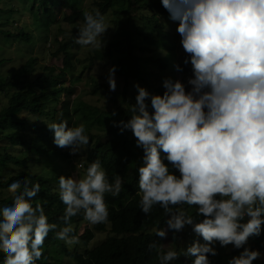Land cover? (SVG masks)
Here are the masks:
<instances>
[{
	"label": "clouds",
	"instance_id": "1",
	"mask_svg": "<svg viewBox=\"0 0 264 264\" xmlns=\"http://www.w3.org/2000/svg\"><path fill=\"white\" fill-rule=\"evenodd\" d=\"M160 2L178 22L176 31L188 57L183 63H190L192 75L189 90L180 80H164L162 96L134 85L137 95L129 106L130 119L113 123L121 134L130 130L143 152L137 169L138 206L145 216L159 207L168 217L165 226L155 230L160 239L172 232L175 241L186 226L202 237L204 243L194 241L183 250V255L194 257L192 264H211L209 255H218L217 243L243 249L227 264H253L264 258L245 247L264 226V0ZM83 18L74 42L102 50L109 28L105 16L93 8L85 10ZM115 71V66L108 71L110 91L116 89ZM68 125L62 120L46 126L57 147L78 155L89 146L90 137L83 123ZM161 153L166 155L162 158ZM85 162L81 157L79 166ZM122 188V177L116 174L110 180L99 160L88 163L82 178L61 175L58 196L65 208L58 228L49 222L43 203L32 202L40 185L13 181L7 188L12 202L0 208L3 264H36L50 232L69 246L80 244L71 219L82 213L81 225L108 223L105 197L119 196ZM184 205L195 206V215ZM166 246L149 245L158 264H173L181 255L164 251Z\"/></svg>",
	"mask_w": 264,
	"mask_h": 264
},
{
	"label": "trees",
	"instance_id": "2",
	"mask_svg": "<svg viewBox=\"0 0 264 264\" xmlns=\"http://www.w3.org/2000/svg\"><path fill=\"white\" fill-rule=\"evenodd\" d=\"M22 1L28 2L29 0H0V12L4 10L10 14L8 20L0 23V36L27 44L32 39L30 34L22 27L16 28L12 24L13 18L20 13L17 7ZM118 1L126 3L127 13L133 7L136 10L147 8L150 12V15L142 17V20L148 24V30L144 31L141 26L125 27L129 63L137 61L133 55L136 46L130 43L132 37L136 36L149 42H171L175 39V35L166 30V23L172 20L160 0H93L90 8L75 6V0H33V7L39 13V18L47 16L51 20L56 19L61 8H68L67 12L61 14V20L65 23L79 21L83 24L85 10L91 11L96 8L104 14L114 2ZM131 16L129 15L128 21ZM8 25L13 28L12 31L5 29ZM149 26H151L150 30ZM54 42H57V47L50 55L52 57H57L59 54L62 56L61 67L51 69L45 65L38 66L36 57L30 56L18 67L7 71L3 76L0 75V208L12 202V194L7 191L8 185L16 180L27 179L32 184L40 185V191L33 199V204L43 203L49 222L56 223L59 228L63 226L59 218L63 215L65 208L58 196V177L60 175H55L54 168L47 171L46 164L52 161L48 155L68 159L70 154L67 147L59 148L53 143V133L46 125L50 122L59 123L62 120H67L68 126H73L74 115L71 102L75 89L71 83L64 85L67 72L72 67L67 49L71 40L57 41L55 37ZM109 56L108 49L103 52L94 51L88 64H91L93 59L102 61L108 59ZM183 61H178L175 64L182 70L175 69V71L180 74L181 78L187 79L192 75L191 65L190 63L184 64ZM156 62L158 69L163 71L166 65L159 59ZM2 63L4 62L0 59V65ZM150 75L144 71L140 72L138 67L130 66L122 76L123 86L119 92L122 102L128 101L126 97L128 89L136 90L134 85L140 87L142 85L147 90H152L153 95L162 96L165 88L150 85L149 81L152 79ZM186 90L189 89L186 88ZM129 103L130 101L126 104L127 107L120 111V117L105 124V140L102 142L97 136L95 141L89 144L84 156L87 160L84 163L85 169L88 163L99 160L110 180L116 174L123 179V188L119 196L112 197L108 194L105 197L109 209V222L96 226L84 225L82 232L78 234V227L84 220L83 214L73 217L71 219L74 228L73 234L79 236L85 247L83 252L78 253L76 249L68 250L65 243L56 239L54 232H50L44 243L43 256L36 261V264H54L52 250L56 248H62L76 264H158L155 250L151 249L149 245L163 244V239L156 236L155 230L158 227H164V221L168 217L159 207H154L147 216L140 211L137 169L142 166L140 161L143 152L142 149L136 147L135 137L130 130L121 134L120 129L113 126L114 122H126L130 119ZM146 103L148 104L147 110L151 113L153 109L150 100H146ZM165 155L161 153L162 158ZM164 163L168 164L166 159ZM41 165L43 172L40 174L38 169ZM10 166H13V171H10ZM169 168L174 174L179 175L178 172L171 169L170 164ZM184 208H187L186 205L183 206ZM187 213L195 215V210L187 211ZM187 227L191 230L190 226ZM106 228L117 236L109 235L93 248L86 247L88 242L93 239L94 234L104 231ZM250 239L251 250H264V226H262V233L259 237ZM194 241L204 243L202 237L194 239L191 244ZM163 250L167 251L165 248ZM193 259L194 257L187 256L184 260L177 259L173 264H192ZM3 260L4 254L0 253V264H3Z\"/></svg>",
	"mask_w": 264,
	"mask_h": 264
},
{
	"label": "rangeland",
	"instance_id": "3",
	"mask_svg": "<svg viewBox=\"0 0 264 264\" xmlns=\"http://www.w3.org/2000/svg\"><path fill=\"white\" fill-rule=\"evenodd\" d=\"M92 4L93 0H75V6L79 5L90 8ZM17 9L20 13L13 18V27H22L24 31L30 34L32 39L26 44L0 36V59L4 62L0 65V75L3 76L7 71L18 67L30 56L36 57V65L38 66L45 65L51 69L61 67L62 56L60 54L57 57H52L50 55L57 47V42H54V38L56 37L57 41H66L70 39L71 44L67 49L72 67L67 72L64 85L71 83L75 89L71 102L74 115L73 126H78L81 123L85 125L86 134L90 137L89 144H92L97 136H99V140L103 142L106 138L104 135L105 124L113 122L117 117H120V111L127 107L126 104L128 101H130L128 107L135 104V98L133 99V97H136L137 90L128 89L126 96L128 101L124 102H122L119 93L123 86L122 76L128 71L130 66L138 67L140 72L144 71L150 73L152 77L149 81L150 85L163 86L164 80L171 79L173 81L180 80L185 84V87L189 89L187 85L188 78H181L174 67L178 61H183L187 57L180 45V36L176 31L178 22L176 21H168L166 23V30L175 35V39L171 42H149L136 36L132 37L130 43L136 46L133 55L137 58V61L131 64L127 57L126 47L128 42L125 40V27L131 28L134 26H141L144 31L148 30V24L146 21L142 20L143 16L150 15L147 8L136 10L133 7L132 10L127 13L126 3L124 1L114 2L103 14L105 16L106 25L109 28L103 35L106 46L102 50L80 46L74 42V38L79 28L82 26V23L79 21L65 23L61 20V14L67 12L68 8H61L55 20L48 19L47 16H40L39 18V13L33 7V0H29L28 2L22 1ZM129 15L132 16L128 21ZM9 17L10 14L2 10V12H0V23L8 20ZM150 28L151 26H149V30ZM5 29L13 30L9 25L5 27ZM144 48L146 50H143ZM107 49L110 55L108 59L102 61L93 59L91 64H88L89 58L94 51L103 52ZM157 59H159V61L161 60V62L166 65L163 71L158 69ZM113 66H115L116 69V89L115 91H110L107 75L109 69ZM141 87L150 95L154 94L152 90L149 89V91L142 85ZM113 112L116 113L115 116L112 115ZM87 149L88 147L78 155H70L68 159H62L55 155H48V158L52 159V161L46 164L47 171L54 168L55 175H63L65 177L76 175L78 178H82L86 169L84 166L81 168L79 164L81 157L86 155ZM13 170V166H10V171ZM42 172L43 166L41 165L38 169V173L41 174ZM186 207L187 208H184V210L188 212L195 210V206L190 208L186 205ZM84 224L91 226L87 221L84 222ZM83 226L84 225L81 224L79 225L77 230L78 234L82 232ZM109 235L117 236L109 232L108 228L104 231L97 232L86 247L93 248ZM176 236L177 239L174 241L172 238L173 233L169 232L168 237L163 239V245H167L165 247L166 250H175L179 252L181 255L178 259L184 260L187 256L183 255V250H186L194 239H199L201 237L195 235L187 226L182 232L176 233ZM65 245L68 250L72 251V249H76L78 253H82L85 248L82 243L73 246ZM245 247H248L250 250L252 249L250 238ZM215 248L218 255L209 258L211 264H227L230 258L239 255L240 251H243V249H234L231 245L221 247L219 243L215 245ZM255 250L260 251L262 255H264V250ZM52 254L54 257V264H76L66 255L62 248L53 249ZM253 264H264V258L253 261Z\"/></svg>",
	"mask_w": 264,
	"mask_h": 264
}]
</instances>
